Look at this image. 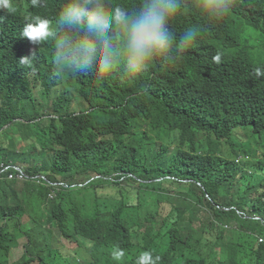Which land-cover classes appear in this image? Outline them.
<instances>
[{
	"label": "trees",
	"instance_id": "16d2710c",
	"mask_svg": "<svg viewBox=\"0 0 264 264\" xmlns=\"http://www.w3.org/2000/svg\"><path fill=\"white\" fill-rule=\"evenodd\" d=\"M68 2L47 0L45 5L35 7L26 2L21 9L31 10L35 17L52 20ZM104 3L110 8L119 6L131 10L138 7L141 0H104ZM178 3L179 11L170 21V30L177 38L188 29L195 31L197 36L175 65L167 63L193 77L203 100L187 129L188 141L199 145L209 135L212 141L226 145L230 148L228 167L221 162L203 167L198 161L189 159L191 155L182 148L179 153H171L165 141L161 146L154 144L145 156L138 147L120 144L127 138H136L140 110L134 109L133 105L125 107L120 99L126 81L119 72L110 76L96 72L85 80L87 85L107 91L109 106L121 109L111 113L107 129L99 131L86 143H76L64 135L61 120L48 117L53 112L60 115L70 98L45 89L39 104V91L34 93L39 86L30 85L13 60L15 55L39 48L21 37L24 25L35 17L32 20L20 15L7 19L0 17V133L9 126L0 134V165L22 167L34 177L48 172L55 181V174H50L53 170L71 178L69 173L77 166L75 156L92 151L107 153L116 169L114 173L126 171L129 179L111 183L114 202L104 206L105 209L97 206L95 211H82L74 203L72 196L78 195V191H60L58 200L61 204L45 212L48 224L40 225V218L35 215L36 227L23 233V214L19 212L36 206L37 191L45 195L53 188L30 180L19 191V180L0 176V264H12L11 254L18 246V232L29 240V251L14 264H42L50 259H54L52 264H57V252L52 249L54 228H59L63 238L72 241V246L80 242V237L96 240L100 264H136L139 255L145 251L151 252L153 258H160L157 264H243L246 260H250L248 264H264V242H260L264 238V64L253 58V50L262 52L260 47L264 46V0H245L218 21H210L198 12L195 0H178ZM232 40V45L243 47L239 55L225 49L224 41ZM41 45L46 50L54 46L50 40ZM221 51L225 55L224 62L214 63L212 57L220 55ZM45 106L49 107L46 111ZM148 110L158 120L162 106L158 104ZM92 123L91 118L84 117L74 126L67 125L66 129L85 133ZM182 123L180 119H162L156 132L162 137L169 131V145L178 144L184 140L183 131H186L181 127ZM244 130L251 131L258 150L252 161L239 164L236 157L253 152L248 145L237 141ZM15 134L24 141L36 137V143L25 150L37 152L7 148L9 144L15 148ZM65 167L66 171L63 170ZM194 170L199 172L196 177L207 189L194 184L192 191L197 203L215 212L216 217L201 216L192 211L174 212L172 216L163 214L166 185L157 181ZM10 172L18 171L11 169ZM139 179L154 183L146 185ZM216 205L235 209L219 210ZM201 217L211 222L214 229L210 235L206 233ZM249 217H261L262 220ZM215 221L220 226L215 225ZM115 246L125 252L118 262L111 257ZM217 247L223 249L222 258L212 256ZM197 254L202 257L200 261L189 260Z\"/></svg>",
	"mask_w": 264,
	"mask_h": 264
},
{
	"label": "clouds",
	"instance_id": "9594fccd",
	"mask_svg": "<svg viewBox=\"0 0 264 264\" xmlns=\"http://www.w3.org/2000/svg\"><path fill=\"white\" fill-rule=\"evenodd\" d=\"M47 0H0V17L12 18L17 15L32 20L33 12L29 9H21L23 4L31 2L32 6L45 5ZM242 0H195L197 11L210 21H218L227 16L233 6L242 5ZM21 10V12H19ZM179 11L178 0H141L138 7L127 9L124 7L110 8L105 5L104 0H69L57 12V15L48 20L47 18L36 16L32 21L26 23L22 29L21 37L26 38L31 43L39 45L35 50L25 51L21 55H15L13 60L21 70V76L30 85H38V102L41 104L42 91L50 89L53 94L66 95L70 98L61 114L52 113L48 116L61 120L64 135L70 137L78 144L88 142L96 133L105 130L111 123L114 110L121 107L109 106V95L105 90L95 89L85 83V80L97 72L98 75L110 76L114 72H119L121 78L125 79L126 87L121 91L120 99L124 106L133 105L139 108L140 121L136 131V138H127L123 145L138 147L140 153L145 156L150 153V148L154 144L162 145L165 141L171 153H179L180 148L188 155L189 159L198 161L204 166L216 165L221 162L228 167L229 147L212 141L208 135L199 145H194L188 141L187 129L192 120L197 115L203 103L198 92V85L193 77L175 65L181 53L190 48L194 43L197 33L188 29L179 38L170 30V21ZM254 25H252L253 27ZM50 40L51 46L46 50L41 44ZM226 50L231 54L239 55L242 46L232 45V41H224ZM264 45V43H263ZM262 52L253 50L254 61L264 64V46ZM259 53V55H257ZM214 63L222 64L225 55L220 52L212 57ZM169 62V64L167 63ZM161 69V70H159ZM40 89V90H39ZM78 106L74 107V101ZM53 105V103H50ZM161 105L162 110L158 120L148 107ZM49 107L45 106V111ZM88 117L93 120L89 124V129L85 133H74L66 129L67 125H75L82 118ZM173 118L176 121L182 120L181 127H185L184 140L178 144L169 145L168 138L170 132L163 134V139L156 132V126L162 119ZM16 121H23L17 119ZM9 126H5L7 130ZM249 132L251 139L244 141L242 134ZM18 137V138H16ZM15 148L9 144L10 150L24 151L27 147L36 143V137L27 141L21 139L20 135H14ZM19 141L27 142L25 147L18 149ZM238 142L248 145L253 152L251 155H239L236 161L243 164L256 158L258 147L254 143V138L250 130H244L237 138ZM117 141H114L116 144ZM236 148L235 146L233 147ZM35 153L37 150H25ZM260 156V154H258ZM77 166L70 172L71 178L60 175L53 170L56 180L53 181L48 172L36 175L27 173L19 166L0 165V176L8 177L9 180H19L20 184H26L30 180H38L40 184L53 188L51 192L39 196L36 206L19 214H23V233L36 227L34 216L38 215L41 224H48L45 212L52 211L55 205L61 204L58 200L59 192L78 191L79 194L72 196L74 202L82 211H95L97 206L110 205L115 200V192L111 188V183L127 182L128 172L121 171L115 174L107 153H93L88 151L75 156ZM15 169L18 172H10ZM64 171L67 168H63ZM249 171V170H248ZM45 173V174H44ZM198 171H189L185 175H169L157 181L166 185L165 204L163 214L180 213L182 211L197 212L201 216H215V212H210L207 208L200 207L196 200V195L192 191L194 184L198 183L205 191L206 187L196 177ZM134 177V175H131ZM58 178V180H57ZM44 182H43V181ZM140 182L150 185L154 182H147L139 179ZM46 182V183H45ZM257 184V181H254ZM238 191L237 186L233 185ZM19 189V188H18ZM207 198L213 203V198L207 194ZM67 203V202H66ZM71 204V203H67ZM215 204V203H214ZM219 210L231 211L235 208H225L216 205ZM37 208V211L35 210ZM25 216L29 220L25 223ZM262 220L261 217H249ZM202 225L206 228V233H213L211 222L208 223L205 217L200 218ZM213 222V221H212ZM215 225L220 226L217 221ZM31 226L30 229L25 227ZM57 230L62 239L76 248L77 256L70 259V252L64 254L61 250L53 248L55 233ZM80 242L72 246V241L63 238L59 228L53 229L52 249L57 252V264H100L101 259L96 254L97 241L85 237L78 238ZM264 242V238L260 240ZM18 246L11 254V263H18L28 253L29 240L18 232ZM92 244V247L88 246ZM219 245V244H218ZM218 249L212 253L213 257L222 258L223 249ZM15 252H22L20 260L13 262ZM216 254V256H214ZM125 255L119 246L112 248L111 257L114 261H120ZM191 257V255H189ZM201 255L189 260H201ZM159 257L153 258L151 252H142L136 264H157ZM54 259L45 261L42 264H52ZM246 260L243 264H248ZM41 264V263H35Z\"/></svg>",
	"mask_w": 264,
	"mask_h": 264
},
{
	"label": "rangeland",
	"instance_id": "374dc122",
	"mask_svg": "<svg viewBox=\"0 0 264 264\" xmlns=\"http://www.w3.org/2000/svg\"><path fill=\"white\" fill-rule=\"evenodd\" d=\"M258 63H260V61H258ZM77 106H78V102L75 100L74 101V107H77ZM16 138H18V137H16ZM242 139L244 141L250 140L251 139L250 133L249 132H244L242 134ZM26 144H28V143L19 141V144H18L17 148L21 149V148L25 147ZM23 188H24L23 183H21V186L19 187V191H22ZM28 220H29V217L25 216L24 222L26 223ZM30 228H31V226L25 227V229H30ZM54 233H55V241H54L53 248L61 250L64 254H68V251H69L71 253L70 254V259L74 260V257L77 256L76 248L71 247L69 245V243L64 241L57 230H55ZM212 235L210 237H212ZM88 246L92 247V244L88 243ZM22 255H23L22 252H15L14 255H13V262L20 260Z\"/></svg>",
	"mask_w": 264,
	"mask_h": 264
}]
</instances>
